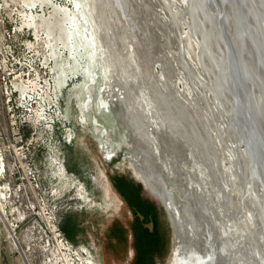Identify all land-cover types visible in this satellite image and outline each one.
<instances>
[{
	"label": "bare ground",
	"instance_id": "obj_1",
	"mask_svg": "<svg viewBox=\"0 0 264 264\" xmlns=\"http://www.w3.org/2000/svg\"><path fill=\"white\" fill-rule=\"evenodd\" d=\"M204 1L67 0L69 7H62L56 0H24L37 36L45 24L54 28L61 14L71 17L72 31L65 29L63 17L60 24L67 30L65 41L74 42L75 68L79 64L88 78L85 95L97 83V98L90 103L98 111L120 107L118 115L132 126L125 127V143L174 183L183 205L175 208L163 198L175 227L169 264H264V226L254 218L257 195L235 150L243 128L234 116L237 104L225 93V55ZM69 67L65 63V75ZM82 109L89 112L87 104ZM68 135L72 141V129ZM170 153L189 158L177 163L176 173ZM130 161L145 173L140 161ZM4 196L0 190V219L6 221ZM10 227L16 236L11 222ZM6 228L9 232L7 222ZM88 261L95 264L92 256Z\"/></svg>",
	"mask_w": 264,
	"mask_h": 264
},
{
	"label": "rangeland",
	"instance_id": "obj_2",
	"mask_svg": "<svg viewBox=\"0 0 264 264\" xmlns=\"http://www.w3.org/2000/svg\"><path fill=\"white\" fill-rule=\"evenodd\" d=\"M56 2L62 7H69L67 0ZM30 10L24 0H0V37L3 32L6 35L10 32L13 46L31 44L50 62L47 68L52 70L50 73L54 76L52 85L54 93L59 95L58 106L63 112L65 124L57 120L53 127L44 128L43 125L49 123L42 122L41 125L22 126V131L24 139H32L35 146L34 157L42 170L43 188L62 232L75 245L88 247L96 258L95 264H169L175 242L172 218L167 209L168 214L160 203L149 196L139 179L145 177L153 187H150L152 193L164 205L165 200L170 206L180 207L183 203L175 193L174 183L156 172L147 157L125 143V127L132 126L118 115L120 107L112 108L109 112L98 111L90 103L97 98V83L90 85L85 95L83 88L88 78L79 64L75 68L76 52H70L74 46L73 40L65 41L64 32L73 28L71 17L65 19L61 14L54 28H50L52 23L45 24L37 36L31 27L33 17ZM60 19L65 22L67 30H63ZM185 27L182 29L184 35L187 32ZM47 30L54 40L51 43ZM67 62L72 67L67 69L65 75L63 70ZM223 65L225 69L224 61ZM59 85H63L62 88H58ZM22 89L26 91L23 85ZM48 97L54 98V95L49 94ZM85 104L89 112L83 111L82 105ZM51 107L52 113L39 112L37 115L50 118L49 121L56 120L57 106L53 103ZM70 129L73 131L72 141L68 135ZM165 145L168 146V143L165 142ZM131 151L144 157L148 165ZM170 157L175 173L181 169L180 164L177 165L179 161L189 160L185 153H180L177 159L170 153ZM130 159L140 161L147 176ZM133 165L142 171L144 177L134 170ZM1 201L4 214L3 198ZM0 221H3L0 227V264H42V259L36 253L30 255L27 244L23 243L27 255L24 256L11 230V221L7 218ZM209 243L214 245V238L211 237Z\"/></svg>",
	"mask_w": 264,
	"mask_h": 264
},
{
	"label": "built area",
	"instance_id": "obj_3",
	"mask_svg": "<svg viewBox=\"0 0 264 264\" xmlns=\"http://www.w3.org/2000/svg\"><path fill=\"white\" fill-rule=\"evenodd\" d=\"M7 34L3 32L0 37V138H4L0 139V189L5 194L4 214L22 248L27 244L30 255L36 253L42 264H92L88 261L90 256L94 259L91 250L75 245L62 232L43 188L35 146L32 139L23 137L22 126L48 122L45 128L53 127L57 120L63 122L59 95L51 84L52 70L31 44L13 46L10 32ZM53 103L57 106L56 120L37 115L52 113Z\"/></svg>",
	"mask_w": 264,
	"mask_h": 264
},
{
	"label": "water",
	"instance_id": "obj_4",
	"mask_svg": "<svg viewBox=\"0 0 264 264\" xmlns=\"http://www.w3.org/2000/svg\"><path fill=\"white\" fill-rule=\"evenodd\" d=\"M204 4L225 55V93L237 104L234 116L243 128L240 136L237 133L235 150L244 179L257 195L254 218L264 226V0H205ZM258 94L261 98L256 97ZM139 180L168 214L148 183L143 178Z\"/></svg>",
	"mask_w": 264,
	"mask_h": 264
},
{
	"label": "flooded vegetation",
	"instance_id": "obj_5",
	"mask_svg": "<svg viewBox=\"0 0 264 264\" xmlns=\"http://www.w3.org/2000/svg\"><path fill=\"white\" fill-rule=\"evenodd\" d=\"M172 198V197H171ZM175 208H176V206H175Z\"/></svg>",
	"mask_w": 264,
	"mask_h": 264
}]
</instances>
